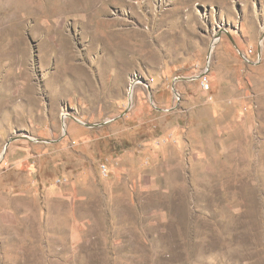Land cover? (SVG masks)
Returning <instances> with one entry per match:
<instances>
[{"label": "rangeland", "instance_id": "rangeland-1", "mask_svg": "<svg viewBox=\"0 0 264 264\" xmlns=\"http://www.w3.org/2000/svg\"><path fill=\"white\" fill-rule=\"evenodd\" d=\"M0 264H264V0H0Z\"/></svg>", "mask_w": 264, "mask_h": 264}, {"label": "bare ground", "instance_id": "bare-ground-1", "mask_svg": "<svg viewBox=\"0 0 264 264\" xmlns=\"http://www.w3.org/2000/svg\"><path fill=\"white\" fill-rule=\"evenodd\" d=\"M216 41H217V38H216V39H214V41H213V46H214V44H216Z\"/></svg>", "mask_w": 264, "mask_h": 264}, {"label": "built area", "instance_id": "built-area-1", "mask_svg": "<svg viewBox=\"0 0 264 264\" xmlns=\"http://www.w3.org/2000/svg\"><path fill=\"white\" fill-rule=\"evenodd\" d=\"M203 86H204L205 88H207V85L204 84Z\"/></svg>", "mask_w": 264, "mask_h": 264}]
</instances>
